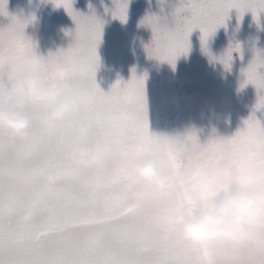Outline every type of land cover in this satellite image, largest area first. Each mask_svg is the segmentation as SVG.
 Listing matches in <instances>:
<instances>
[{"label":"snow or ice","instance_id":"snow-or-ice-1","mask_svg":"<svg viewBox=\"0 0 264 264\" xmlns=\"http://www.w3.org/2000/svg\"><path fill=\"white\" fill-rule=\"evenodd\" d=\"M112 2L114 7L105 11L126 22L128 0ZM52 3L64 7L75 29L67 33L73 39L66 49L44 57L25 33L32 18L9 16L7 0H0V15L10 20L0 27V106L17 94L39 102L26 113L32 123L28 141L0 130V264H264V229L236 244L194 245L180 234L191 201L214 194L231 173L245 191L264 182V126L255 116L264 109V51L255 50L241 70L245 79L240 87L252 84L257 90L243 127L231 137L213 135L204 143L191 131L183 156L162 154L165 166L185 173L188 182L157 192L131 171L132 163L156 146V134L149 131L146 77H137L133 70L128 81L117 79L103 91L95 79L103 20L75 11L73 0ZM232 9L238 21L250 11L259 26L264 0H181L170 19L145 16L140 24L152 31L147 55L174 68L197 28L207 51V38L225 25ZM233 51L239 53L240 45H230L219 58L225 69L230 70ZM57 95L68 99L80 127L96 134L110 154L106 164L92 171L74 167L69 154L75 145L61 138H75V133L63 124H41ZM128 109L136 119L119 131L112 129L109 121ZM22 149L31 152L30 158L23 157ZM142 188L144 198L132 200L131 194ZM176 191L183 193V204H177Z\"/></svg>","mask_w":264,"mask_h":264},{"label":"rangeland","instance_id":"rangeland-1","mask_svg":"<svg viewBox=\"0 0 264 264\" xmlns=\"http://www.w3.org/2000/svg\"><path fill=\"white\" fill-rule=\"evenodd\" d=\"M181 0H128L126 22L119 23L128 47L125 58L139 76H145L146 107L149 131H195L201 143L213 135L228 138L243 127V121L253 112L257 90L252 84L240 87L245 79L241 70L253 59L255 50L264 51V12L258 13L259 26L250 11L238 21L235 9L230 10L225 25L207 38L206 49L201 46L200 30L189 35V50L181 54L173 68L166 61L149 58L145 45L152 39L149 27L140 24L147 15L171 18ZM112 0H73L72 8L83 15L95 14L103 20L116 19L111 15ZM9 16L32 18L25 33L37 47L71 36L75 24L63 6L52 0H7ZM10 22L0 15V27ZM240 45L232 52L230 70L220 57L229 46ZM211 54V56L209 55ZM264 72V69H260ZM96 79V76H95ZM255 116L264 126V109Z\"/></svg>","mask_w":264,"mask_h":264},{"label":"clouds","instance_id":"clouds-1","mask_svg":"<svg viewBox=\"0 0 264 264\" xmlns=\"http://www.w3.org/2000/svg\"><path fill=\"white\" fill-rule=\"evenodd\" d=\"M39 102L34 97L17 94L0 106V130L20 141L30 138L31 120L26 114L36 108ZM136 113L132 109L123 111L118 118L109 121L116 131L132 123ZM41 124L66 125L73 135L61 138L62 143L75 145L69 154L71 164L84 171H92L106 164L110 154L100 146L95 133L80 127L79 116L71 110L66 97L57 95L50 101ZM191 131H161L156 134L155 148L143 153L131 165L134 176L146 187L163 192L172 185H184L188 176L165 166L163 153L175 157L184 155L188 148L187 136ZM25 159L31 152L22 149ZM94 179L98 177L94 176ZM142 188L131 194L134 201L142 200ZM177 204H183L184 195L175 193ZM264 229V182H257L251 190L245 191L242 181L235 174L229 175L227 183L214 194H203L194 198L187 206L180 223L183 239L194 245L236 244L255 238V230Z\"/></svg>","mask_w":264,"mask_h":264},{"label":"crops","instance_id":"crops-1","mask_svg":"<svg viewBox=\"0 0 264 264\" xmlns=\"http://www.w3.org/2000/svg\"><path fill=\"white\" fill-rule=\"evenodd\" d=\"M73 35L56 42H49L44 47H37V54L47 57L48 53H55L59 49H66L72 42ZM126 37L123 28L118 19H111L105 25H102L101 42L97 47V54L100 59L99 67L96 71V83L99 87L107 92L111 86L121 79L128 81L135 71L137 77H140L125 58L128 47L125 46ZM146 97V95H145Z\"/></svg>","mask_w":264,"mask_h":264}]
</instances>
